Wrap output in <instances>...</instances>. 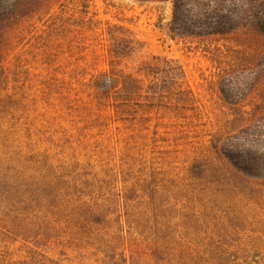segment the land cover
<instances>
[{
  "label": "rangeland",
  "instance_id": "rangeland-1",
  "mask_svg": "<svg viewBox=\"0 0 264 264\" xmlns=\"http://www.w3.org/2000/svg\"><path fill=\"white\" fill-rule=\"evenodd\" d=\"M222 1L218 13L234 15L240 0ZM172 10L170 0H0V166L25 164L4 145L18 146L19 132L30 126L44 133L40 141L59 163L120 165L151 185L172 177L190 207L219 204L228 214L215 224L219 235L264 264V199L248 208L235 194L218 196L214 176L197 165L217 158L213 145L238 141L254 152V173L264 176V25L179 34ZM103 72L140 77V95L115 96L125 103L107 116L91 96ZM254 125V135L243 133ZM37 179L6 172L0 197L28 194ZM206 190L210 203L199 200ZM13 208L19 219L0 208V261L16 263L33 245L7 229L39 219L27 202ZM39 249L63 264H84L69 250Z\"/></svg>",
  "mask_w": 264,
  "mask_h": 264
},
{
  "label": "trees",
  "instance_id": "trees-1",
  "mask_svg": "<svg viewBox=\"0 0 264 264\" xmlns=\"http://www.w3.org/2000/svg\"><path fill=\"white\" fill-rule=\"evenodd\" d=\"M170 1L172 29L179 34L201 35L264 25V17L257 16L264 7L253 9L264 5V0H240L232 16L218 13L222 0ZM91 86L92 101L98 110L103 108L105 116L122 102L123 98L116 101L115 96L124 91L140 95V77L130 73L103 72ZM256 129L254 125L243 133L252 136ZM43 134L29 126L22 129V134L19 132L18 146L4 145L7 153L25 164L0 166V175L29 172L39 176V183L19 198L3 195L0 208L19 219L22 213L15 211L13 204L27 202L30 214L39 222L29 219L28 228L16 224L11 231L7 229L34 248H29L28 259L16 263L3 259L0 264H63L39 249L49 245L81 256L84 264H263L250 256L247 246L219 235L223 233L215 229V224L228 221V214L219 204L190 207L185 189L180 190L179 182L172 177L151 185L146 179L140 182V173L120 165L112 170L104 163L91 161L59 163L56 152L42 145ZM213 148L217 158L200 160L197 165L203 173L214 176L217 195L235 194L236 201L245 200L248 208L264 199V176L254 173L258 163L254 152L238 141L225 140ZM199 200L211 202L208 192ZM198 223L205 232L198 229ZM42 225L45 228L39 233L36 229Z\"/></svg>",
  "mask_w": 264,
  "mask_h": 264
}]
</instances>
